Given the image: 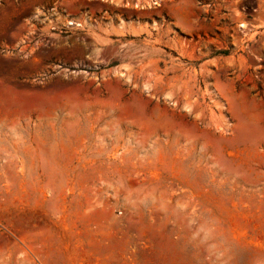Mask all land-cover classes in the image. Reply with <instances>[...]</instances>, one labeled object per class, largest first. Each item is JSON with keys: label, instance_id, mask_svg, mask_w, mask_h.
<instances>
[{"label": "rangeland", "instance_id": "1", "mask_svg": "<svg viewBox=\"0 0 264 264\" xmlns=\"http://www.w3.org/2000/svg\"><path fill=\"white\" fill-rule=\"evenodd\" d=\"M159 249L264 264V0H0V264Z\"/></svg>", "mask_w": 264, "mask_h": 264}, {"label": "crops", "instance_id": "2", "mask_svg": "<svg viewBox=\"0 0 264 264\" xmlns=\"http://www.w3.org/2000/svg\"><path fill=\"white\" fill-rule=\"evenodd\" d=\"M133 259L128 264H178L177 259L173 256V252L156 250L149 252L146 256L143 253H139L138 257L134 253L131 254ZM110 264V263H108Z\"/></svg>", "mask_w": 264, "mask_h": 264}, {"label": "bare ground", "instance_id": "3", "mask_svg": "<svg viewBox=\"0 0 264 264\" xmlns=\"http://www.w3.org/2000/svg\"><path fill=\"white\" fill-rule=\"evenodd\" d=\"M242 26H243V27H245V26H246V24H243Z\"/></svg>", "mask_w": 264, "mask_h": 264}]
</instances>
